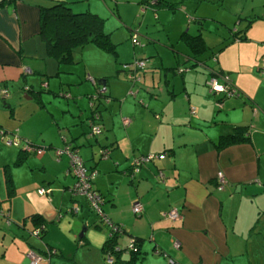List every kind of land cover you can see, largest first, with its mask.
<instances>
[{
	"label": "crops",
	"instance_id": "crops-1",
	"mask_svg": "<svg viewBox=\"0 0 264 264\" xmlns=\"http://www.w3.org/2000/svg\"><path fill=\"white\" fill-rule=\"evenodd\" d=\"M51 1H0V130L4 137L16 135L19 142L28 139L43 149L31 156L33 152L10 145L3 157L12 177H5L10 196L0 195V264H30L29 249L41 255L34 264H59L64 259L71 264L73 258L75 264H105L102 248L107 228L97 214L85 209L83 199L71 197L74 177L67 172L68 154L61 151L53 159L52 140L46 133L50 120L42 121L43 108H51L45 103L48 97L72 91L78 82L69 94L78 100L73 113L78 129L70 138L63 136V142L68 141L64 145L75 146L93 173L91 185L103 197V213L122 227L118 243L123 246L131 235L139 238L134 257L121 251L109 264H169L168 258L179 264H264V71L257 69L264 56V0H165L173 7L148 1L142 9L144 0H69L100 16L110 39L117 28L131 30L128 25L136 19L139 28L157 18L161 29L177 25L173 31L161 32V39L176 41V45L168 42L172 52H162L154 43L139 48L145 56L132 50L128 59H144L134 81L125 78L117 52L110 54L91 43L75 48L73 59L82 63L84 82L80 76L73 81L72 74L80 72L69 66L73 60L57 62L47 53L39 8ZM178 5L184 6L181 14ZM201 30L215 40L223 36L231 41L219 52L208 47L207 60L201 58L207 46L193 58L185 35L198 33L205 44ZM128 33L132 46H143L136 31ZM133 33L137 42L131 39ZM236 34L245 38H234ZM179 40L186 48L177 44ZM108 65L116 67L113 75L105 74ZM223 72L237 94L221 96L206 87L207 77H222ZM98 79L107 84L109 98L103 102L100 96L93 98ZM93 104L99 109L103 136H97L96 143L85 141L89 148L83 149L79 128L85 122L90 129ZM233 124L246 125L248 139L217 147L219 134ZM97 145L108 147L99 162L92 155ZM160 152L129 172L134 156ZM12 162L25 163L21 174L14 175ZM51 164L60 169H47ZM158 170L163 180H158ZM217 170L225 177L221 188L216 187ZM39 187L45 191L39 192ZM2 200L12 204L6 207ZM74 200L78 209L65 211ZM135 200L142 205L137 214L131 211ZM168 208H177L179 216H163ZM33 213L44 223L40 235L29 232L38 222L31 218ZM48 246L56 252L48 253Z\"/></svg>",
	"mask_w": 264,
	"mask_h": 264
},
{
	"label": "rangeland",
	"instance_id": "rangeland-1",
	"mask_svg": "<svg viewBox=\"0 0 264 264\" xmlns=\"http://www.w3.org/2000/svg\"><path fill=\"white\" fill-rule=\"evenodd\" d=\"M177 8H178L177 11L180 14H181L180 10L184 11V6L183 5H178ZM170 14L173 15L172 13H170ZM156 20L158 22H160L158 20V18ZM156 20H150L148 22L147 26H140V28H139V21L140 20L136 19L135 21H133V23L128 25L131 30H128L126 28L128 32L129 31H136L137 38L140 40L141 43H143V46H137V45L136 46H132L131 45L132 42L129 39V33L126 31L125 28L121 27V28H117L115 31H113V33H112L113 35L111 36V40L115 43V49H116V52H117L118 61L127 60L130 57L132 50L135 53H137L136 55H140L141 49H139V48H142V47L149 48V47H151L153 45V43L156 44V47L162 52H166L167 50H168V52H172L171 50H169V49H171V46L169 45L168 42L170 41V42H173V44H175L176 41L171 40L170 38L167 39L168 41H166L164 39H161V32L173 31V30L176 29L177 25L176 24H170V25H167L164 29H161L162 25L160 23H159L158 26H156ZM185 20H186V18L183 19V24L184 25H185ZM208 25L210 27H212L210 23ZM201 27L205 28V26L202 23H201ZM196 31H198V30L196 29L195 32ZM201 34L204 35L205 42H206L205 44L207 46V49L202 52L201 58H203V59L206 58V60L209 59V58H207L208 55H209L208 47L212 48L216 52H219V51L225 49V48H222V47L227 45L231 41V38H225L224 39L223 36H221V37L217 38V40H215V37L211 33H209L208 31H206V30H201ZM151 39H154V42H151ZM177 44L180 45L182 48H186L184 43L181 40L177 41ZM84 47H87V45H85ZM179 49L180 48H176V51L179 52L180 51ZM141 55L145 56V54H141ZM114 61L116 62V59ZM114 61L112 62V64H114ZM73 62L74 63H69L70 64L69 66H73L74 65L76 67V72H74V73H77V72L80 71L79 69L82 67V63L81 62L78 63V62L74 61V59H73ZM104 68H105V71H106L105 72L106 75H113L115 73V70H116V67H114L112 65L104 66ZM117 72L118 73H122L121 71H117ZM86 73H88L87 70H86ZM90 73H93V72H90ZM223 73H227V72H223ZM66 74L69 76L72 73L65 72L64 75H66ZM72 75H74L76 77V78L72 77L73 81L75 79H77L78 76H80V79L82 80V82L85 81V80H83L84 76L81 75V71L79 72V75H75V74H72ZM86 76H87V74H86ZM89 80L91 81L90 78H89ZM79 84H80L79 82L73 84L71 86L72 87L71 90L73 91L76 88V86H78ZM106 85H105V87H106ZM72 91H69V90L65 89L62 92H58L59 95L52 96V97L49 96L48 97L49 100H46L45 103L47 105H49V107H51V108H43V112H45L46 115H45L44 120H42V121H44V124H47V119H49L50 121L48 123L50 125H49V127L47 129L43 128V127L41 129H46L47 138L52 140V147L49 150H51L53 159L57 158V154H58L57 150L62 149L65 146L64 142H63V136L66 135L68 138H70L72 133H73V131L75 130V127H76V130L78 129V127L75 124V121L77 119L74 118L75 115L73 114L74 113V102H78V100H77L76 97H75L76 99L74 98L75 100L72 99L73 98L72 97L73 94L71 96H69V94H71ZM94 95H95V93H94ZM46 99H47V96H46ZM103 101H104V99L102 100V102ZM87 111H88V109L86 110V113H87ZM38 130H40V129H38ZM79 131H80V133L83 132L81 134V136H80V139H82L81 141L84 143L83 145H81V146H83V149L86 148V147L89 148L88 147L89 144L85 143V141H87L89 143H96L95 142V138H97V136H99V135L103 136V132L95 134V135L91 134L89 132L90 131L89 126L85 122H82V125L79 128ZM34 134H36V132ZM27 141H29V140L27 139ZM0 143L2 144L3 147H5V149H3V151H0V195H3L5 197L6 196L9 197L10 195L8 194L9 191H8L7 184L5 182V177L7 176L9 178V176H11V173L9 171V165L4 164V162H3L4 158L3 157L5 155V152H8L7 149L10 150V148H9L10 145L22 148L23 147V140L20 139L19 144H6L2 140H0ZM90 146H92V145H90ZM100 147H99V145H97L95 147V150H94L93 154H92L94 160H96L98 162L100 160L104 159V157L99 155V148ZM81 149H82V147H81ZM42 151H43V149H42ZM89 153H90V150H89ZM29 154L31 156L36 155V153L35 154L34 153H29ZM11 157H10V159H11ZM85 162H86V159H85ZM24 164H19L18 162H16V163L12 162V165H13L12 171H13L15 176H17L18 174H21V168H23L25 166ZM84 166L88 170V167L85 164H84ZM47 169L59 170L60 166L59 165L56 166L55 164H51V165H49L47 167ZM47 169L45 171H48ZM24 174H27V171H25ZM100 178H101L100 182L104 183L105 178L103 176H100ZM71 197L75 198L77 200L78 199H81V200L83 199L84 202L86 203V204L84 203L85 209H87V211L92 216H97L96 213L92 209L88 210V208H89V207H87L88 204H87L86 200L84 199V197L82 195H71ZM10 200L9 201L2 200V202H5V204H6L5 206L7 207V206H10V204H12L11 203L12 201L10 202ZM74 202H75V200L72 203H74ZM66 207H65V211H69V210L66 209ZM30 230H29V232H30ZM49 235L50 234L48 233L47 236H49ZM54 236L56 238L55 234H54ZM38 239H40V238H38ZM45 239H46V236H45ZM262 256H264V252H263ZM65 260L66 259L62 260L59 264H66ZM73 260L74 261H71L72 262L71 264H75V262H76L75 258H73Z\"/></svg>",
	"mask_w": 264,
	"mask_h": 264
},
{
	"label": "trees",
	"instance_id": "trees-1",
	"mask_svg": "<svg viewBox=\"0 0 264 264\" xmlns=\"http://www.w3.org/2000/svg\"><path fill=\"white\" fill-rule=\"evenodd\" d=\"M148 1L152 2L153 4L154 3L167 4V5L169 4L171 7H173V3L167 2L165 0H144V3L142 4L147 5ZM78 6L80 8H77ZM77 7L75 5H72L69 0H53L48 5L40 6L39 27H40V33L43 35L46 41L47 53L49 55H52L57 62L69 63L73 60V52L75 48H79L84 44L91 43L99 47L100 49L115 55L116 52L115 43L109 38L108 33L101 27V20H102L101 17L98 16L96 13L84 8L82 4L77 5ZM234 38L243 39L245 38V36L244 34H236ZM185 41L193 52L192 55L193 58H195L196 53L203 51L206 47L202 37L198 33L193 35L190 34L185 35ZM131 59L124 60L119 63L121 70L124 71V75L126 70L125 68L121 67V64L130 61ZM93 80L94 82L96 81V79L94 78ZM100 85L101 84L98 83L96 84L97 88L95 95H93V98L94 97L97 98L98 96H100L102 97V99H104V101H106L109 98V95L106 92L105 84L103 83L104 90L102 92H98L97 89L99 88ZM94 111H96L97 120L99 121V116H100L99 109L93 104L91 105V114H90V118L92 119L94 118L93 117ZM246 139H248L247 126L243 124H233L230 127L229 131H225L219 134L215 145L217 147H222L223 145H227L233 142L244 141ZM67 142L68 141L64 143ZM32 145L38 146L36 144H32ZM69 147L76 149L74 148L75 146L72 147L70 144ZM259 216L256 217V221L258 220ZM31 218L35 222L38 221L36 225L40 223L42 224V227L39 228V233H38V235H40L44 229L43 221L40 220L39 216H37V214L34 213L31 214ZM256 221H254V223ZM116 237L117 236L107 239L108 241L105 240L107 241L106 245H111L114 242H118ZM131 238L135 245V249L129 251L128 253L133 254L132 257H134L139 249V238L137 236H132V235ZM46 251L48 253L50 252L55 253L56 249L54 247L48 246L46 248ZM119 252L121 251H116L113 253L114 256L113 262L117 260L116 254H118Z\"/></svg>",
	"mask_w": 264,
	"mask_h": 264
},
{
	"label": "built area",
	"instance_id": "built-area-1",
	"mask_svg": "<svg viewBox=\"0 0 264 264\" xmlns=\"http://www.w3.org/2000/svg\"><path fill=\"white\" fill-rule=\"evenodd\" d=\"M145 5H141V9ZM131 39L136 41V35L133 33L131 36ZM212 59H215V56H212ZM144 65V59L141 57H133L130 61L124 62L121 64V67L125 68V77L129 81H134L137 79V76L135 75V70L138 68H141ZM258 71L263 72L264 71V56L260 59V64L258 66ZM206 87L210 92L221 94V96H227L231 94H237V90L234 86H232L227 79V76L225 73H223L222 77L216 76L215 74L210 75L207 77L204 81ZM98 92H102L104 90V85H100L97 89ZM1 94L6 95L7 89L2 88ZM216 105H220V100L217 99L215 101ZM93 119L90 124V132L92 134H98L101 132V123L97 120V114L96 111L93 112ZM123 122H127V117H122ZM0 140H2L6 144H19V138L16 135L10 136V137H4L2 131L0 130ZM23 149L27 152H34V153H40L42 151V148L40 146L32 145L27 140H23ZM61 151H65L68 154V168L67 172H69L73 177L74 181L72 185L69 187V191L71 195H82L84 199L86 200L88 206L90 209H92L99 218V221L106 226L107 228V236L106 240L113 238L114 236H117L121 230L122 227L120 224L113 222L107 215H105L101 208V203L103 202V197L100 194V192L96 189H94L91 185V177L93 176V173L84 166V163L81 159V157L77 154L76 149L70 148L68 145L63 147L62 149L57 150V153H60ZM108 154V147L103 146L99 149V155L102 157H105ZM163 153H143L138 154L137 156H134L129 164V172H134L138 170L139 166L142 163H146L150 160H152L156 156H160ZM157 178L158 180H163V174L160 170L157 171ZM215 182L216 187L221 188L225 182L224 174L221 170H217L215 172ZM39 192L45 191V188L39 187ZM67 210H74L76 211L78 209V206L75 203H72V205H69L66 207ZM142 210V205L138 200H135L131 202V211L134 214L140 213ZM0 212H2L0 210ZM162 215L174 219L179 216V211L177 208H168L162 212ZM8 221V219H7ZM42 227V224H38L34 226L31 229V232L35 235H38L39 228ZM108 241V240H107ZM106 241V242H107ZM104 248H102V258L103 262L105 263H112L114 261L113 253L116 251H126L129 252L133 249H135V245L132 241V238L130 237L126 243L121 246L118 242H114L111 245H106ZM172 245L174 247L178 246V242L176 240L172 241ZM27 255L29 257L30 264H34L38 260L41 259V255L37 252L33 251L32 249H29L27 251ZM169 264H179L172 258H168Z\"/></svg>",
	"mask_w": 264,
	"mask_h": 264
},
{
	"label": "water",
	"instance_id": "water-1",
	"mask_svg": "<svg viewBox=\"0 0 264 264\" xmlns=\"http://www.w3.org/2000/svg\"><path fill=\"white\" fill-rule=\"evenodd\" d=\"M97 83L103 85L104 81H103V79H98V80H97ZM30 232H31V230H30ZM31 233H32V232H31ZM32 234H33V233H32ZM34 235H35V234H34Z\"/></svg>",
	"mask_w": 264,
	"mask_h": 264
}]
</instances>
